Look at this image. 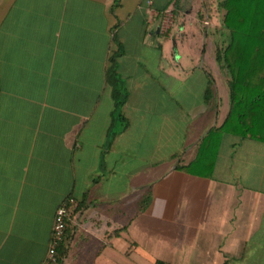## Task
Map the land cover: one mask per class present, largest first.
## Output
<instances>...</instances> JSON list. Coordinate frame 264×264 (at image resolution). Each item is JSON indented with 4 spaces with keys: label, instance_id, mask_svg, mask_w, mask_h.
Instances as JSON below:
<instances>
[{
    "label": "crops",
    "instance_id": "0c3cea01",
    "mask_svg": "<svg viewBox=\"0 0 264 264\" xmlns=\"http://www.w3.org/2000/svg\"><path fill=\"white\" fill-rule=\"evenodd\" d=\"M116 1L0 0V264H42L69 197L55 264H264V143L212 132L197 0Z\"/></svg>",
    "mask_w": 264,
    "mask_h": 264
},
{
    "label": "trees",
    "instance_id": "16d2710c",
    "mask_svg": "<svg viewBox=\"0 0 264 264\" xmlns=\"http://www.w3.org/2000/svg\"><path fill=\"white\" fill-rule=\"evenodd\" d=\"M214 2H218L219 12H223L221 33L225 37L223 31L228 32L227 44L217 45L216 62L230 76V111L223 125L212 132L220 136H236L242 141L264 143V0H205L204 7L209 13ZM117 5L119 0L115 3ZM107 79L115 101L113 124L107 141L109 146L128 125L122 114L127 92L117 74L115 58L111 60ZM209 85L208 98L211 79ZM64 254L62 245L58 249V257Z\"/></svg>",
    "mask_w": 264,
    "mask_h": 264
},
{
    "label": "rangeland",
    "instance_id": "374dc122",
    "mask_svg": "<svg viewBox=\"0 0 264 264\" xmlns=\"http://www.w3.org/2000/svg\"><path fill=\"white\" fill-rule=\"evenodd\" d=\"M163 1H171V0H156V5L159 3H162ZM205 0H197V3L195 4H188V7H190L192 10L197 9L198 5L200 6V19H201V25L204 30V32H208V35L213 39L214 46H215V57H216V50H217V45H223L227 44V31H223L226 36L224 37L223 34L221 33V27H222V18H223V12H219V6L218 2H214L210 6V13L208 12V8L204 7ZM170 9H172V6H170ZM172 14V13H171ZM171 15L167 17V24L165 27H167V30H169V25L171 22ZM212 41V40H211ZM218 64V63H217ZM216 71H214V77L219 81L220 88L217 90L216 88V94L221 95L222 93V98H223V103L227 106L229 102V87H228V82L230 81V76L227 70L222 69L221 66L218 64L215 67ZM203 156L201 155L199 158V162L203 160Z\"/></svg>",
    "mask_w": 264,
    "mask_h": 264
},
{
    "label": "built area",
    "instance_id": "2783aa9c",
    "mask_svg": "<svg viewBox=\"0 0 264 264\" xmlns=\"http://www.w3.org/2000/svg\"><path fill=\"white\" fill-rule=\"evenodd\" d=\"M75 205L76 200L73 197H69L58 208L55 215L54 226L52 229V242L46 258L42 264L56 263L57 248L64 239L67 229V222L74 211Z\"/></svg>",
    "mask_w": 264,
    "mask_h": 264
}]
</instances>
